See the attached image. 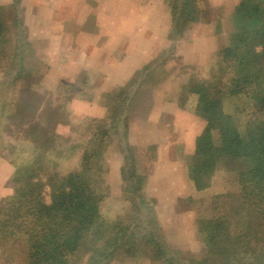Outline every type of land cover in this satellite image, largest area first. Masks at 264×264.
Here are the masks:
<instances>
[{
  "label": "trees",
  "instance_id": "16d2710c",
  "mask_svg": "<svg viewBox=\"0 0 264 264\" xmlns=\"http://www.w3.org/2000/svg\"><path fill=\"white\" fill-rule=\"evenodd\" d=\"M187 8L188 4L184 2L180 10L175 8L183 21L188 15ZM2 12L0 4V63L9 64L16 58L18 65V60L23 57L18 46L14 49L13 43L5 39ZM230 19L234 31L229 38L230 44L215 54L210 66L212 73L226 74L227 85L220 89L218 79L215 84L189 81L183 87L186 94L196 96L195 113L203 121L186 171L194 189L202 191L211 185L220 163L231 168L238 164L240 192H228L225 196L233 200V205L236 203L234 208L240 206L245 213L237 221L242 225L238 231H233L231 217L225 214L199 219L197 234L204 241L206 251L201 258L190 260L188 264H264V0H242ZM225 93L229 105L232 104L233 111L229 113L224 108ZM111 97L108 95L107 99ZM122 111V106L113 110L110 117L113 121L110 122L115 126L118 123L124 130ZM29 113L33 114L32 111ZM52 128L47 122L41 124L42 133L50 131L52 135ZM115 133L105 127L104 137L100 134L97 146L83 151L80 168L76 170L65 174L50 172L44 167L42 154L17 169L15 180L21 182L20 186H16L15 194L0 199V238L25 237V264H81L83 249L88 255L82 264H100V260H95L96 255L98 258L103 254L111 255L119 248L113 247V242L104 251L94 245L105 232L120 226L101 220L99 205L105 194L97 190V184L105 181L102 155ZM122 136H125L123 132ZM47 140L51 141V138L46 137L44 142L48 143ZM125 147L126 150L120 149L124 160L120 168L122 184L124 180L131 181L135 171L142 166L137 149ZM124 167H131V175H124ZM144 176L145 173L141 177L135 176L139 180L136 182L137 192H140L137 198L142 202L135 207L140 216L147 206L145 199L153 201L142 191ZM183 199L193 200L191 197ZM146 230L143 236L156 244L152 230ZM152 244L148 248L152 249ZM165 252L161 245V256ZM177 264L183 263L178 260Z\"/></svg>",
  "mask_w": 264,
  "mask_h": 264
},
{
  "label": "rangeland",
  "instance_id": "374dc122",
  "mask_svg": "<svg viewBox=\"0 0 264 264\" xmlns=\"http://www.w3.org/2000/svg\"><path fill=\"white\" fill-rule=\"evenodd\" d=\"M169 1L179 10L183 2L187 4L190 2L187 8L188 16L195 12L199 20L214 19V26L210 29V32L214 31L215 36L213 39L215 45L213 47L215 50L214 55L209 59L204 55H199L197 60H194V62L192 60V62L193 64H199V61H201V63H205L204 66L202 64L201 67L186 68L184 70L185 65L183 63L185 60L182 59L181 62L180 58L172 53L168 56L169 59L166 64L175 66L174 70L168 72L156 66L150 70L149 74L137 75V81L146 80L145 85H140L141 87L135 90H124L121 93L120 91L123 88L120 89L109 101L107 99L108 103L105 104V107L103 102L99 104L107 110V118L102 119L103 114H101L98 117L95 116L94 119L91 116H87V118L78 117L77 114L81 104L68 102V99L74 96L75 98L93 96L94 92L84 93L83 87H78L79 84L83 85L86 80L79 79V77L73 80L69 79V86H61L59 76L49 74L43 67L44 61L42 62L41 58L37 59L31 54L29 43L25 39L23 23L20 22L22 8L19 0H0L3 7L2 21L6 28L5 39L13 43L14 49L15 46H18L20 56L23 57L22 60H18V65L16 58H13L14 62L12 61L9 64L2 62V65L0 63V199L16 193V186L21 184V182L15 180L17 169L28 161L41 156V154L44 167L50 172L58 171L65 174L71 170H76L80 165L83 151L89 147L92 148L93 145L97 146L96 142H98L100 134L103 136L105 127L112 129V132H116L111 137L113 143H109L107 147L112 145L113 149H117L116 144H118V148L124 147L126 150L125 146L132 144L139 151L138 154L141 156L142 161V166L139 167L140 170L135 171L134 175L141 177L144 173L148 174L153 162V151L148 150V146L139 149L134 144L135 142L140 143V138L143 141L146 137L144 133L150 134L151 128L155 132L154 120L152 119L149 123L150 129L148 126H142L144 129L142 134L138 135L135 128L141 126L143 120L140 117L146 118L143 115L147 113V107L150 105L146 100L149 99L151 91L160 88L162 81L163 83L208 81L215 84L219 79L220 89L227 85L226 74H222V72L212 73L210 66L215 54H218L221 48L230 44L229 38L234 32L230 19L231 13L224 17L221 15L223 8L228 9L229 7L213 6L208 0ZM241 1L234 0L232 2L230 6L232 12ZM218 17L221 19L217 22ZM182 21V17L177 18L174 24L176 29L180 27ZM41 45H43L42 42ZM39 48L44 50L41 46ZM170 57H172L171 60ZM176 66L178 69H176ZM15 74H19L17 75L19 77ZM45 78H49L51 83L45 82ZM174 88H176V91L171 88L173 90L171 93L182 94L184 91L179 85ZM131 92H133L132 95H129ZM183 94H185V91ZM128 96H132L128 120L132 124V129L130 134L131 143L127 142L125 145L122 143L125 138V136H122L123 128L118 123L116 126L113 125L114 123L110 122L113 121L110 120V117L113 110H118L120 106L126 105L125 100L129 99ZM226 96L225 93L223 95L224 108L229 113L233 109L232 104L229 105ZM123 98H125L124 102L122 101ZM103 100L105 101L104 98ZM121 101L123 104H121ZM29 111H32L33 114L31 115ZM244 112H247V109ZM26 121L27 123H25ZM62 121L63 123H61ZM44 122L53 126L52 135H50V131L42 133L44 130L41 129V124ZM143 123L145 122L143 121ZM153 134L151 133L150 136H153ZM46 137H50L51 141L44 142ZM68 147H72L70 151L66 150ZM105 154L106 150L102 155V162H106L103 167L105 181H100V184H97L98 192L105 194L100 202L99 212L103 222L119 223L120 226L115 230L105 232L102 237L100 236L98 243H94L96 248H103V251L111 242H113V247H119L114 249L111 255L103 254L99 258L96 255L95 260L97 262L100 260V264H177L178 260L183 264H188L190 260L201 258L206 251L204 241L197 234L199 219L208 218L213 214H225L226 217H231L230 223L233 231L242 228V225L237 221H240L245 213L243 208L240 206L234 208L236 203L233 205L231 203L233 200L225 196L228 192H240L238 164L231 168L226 163H220L212 177L211 185L193 195L195 197H191L193 199L191 201L190 199L180 198L173 206L164 205L159 209L155 206V202L145 199L144 203H147V206H145V212L143 211L144 214L141 213L140 216L138 215L139 209L135 207L140 206V203H142L137 198V194L139 195L140 192H137L136 187L138 184L136 182L139 180L134 176L131 181L124 180L125 182L122 184L120 179L119 188L113 186L111 191L109 185L115 182H113L112 177H107V172L110 171L111 167L108 165L109 160L105 159ZM180 154L182 152L177 151V157ZM191 157L193 158V153L188 156L187 165L192 160ZM107 158L112 160V156H107ZM126 166H130V164ZM127 167H124L125 176L131 175V167ZM175 174L173 173V175ZM33 179L35 182L37 181L35 176ZM143 188L144 185H142V191ZM44 192L48 193V189H45ZM236 210L238 213L234 214L233 212ZM146 229L152 230L156 244L154 241L152 244L143 236V233L147 232ZM150 244H152L154 251L150 249L151 247L148 248ZM161 245L166 250L164 256H161ZM156 251L157 254L154 253ZM81 252H83L81 253L82 261L80 260L82 264L88 253L85 249ZM26 255L27 245L25 237L22 235L0 238V264H25Z\"/></svg>",
  "mask_w": 264,
  "mask_h": 264
},
{
  "label": "crops",
  "instance_id": "0c3cea01",
  "mask_svg": "<svg viewBox=\"0 0 264 264\" xmlns=\"http://www.w3.org/2000/svg\"><path fill=\"white\" fill-rule=\"evenodd\" d=\"M208 1L213 6L229 7L223 8V17L232 13L230 6L234 0ZM19 3L22 8L20 22L31 54L44 61L43 67L49 74L59 76L61 86H69V79L79 77L86 81L78 87L82 86L84 93L94 92L93 96L68 99L69 103L81 104L77 114L81 118L91 116L95 119L101 114L102 119L107 118L104 108L108 103L107 96H113L122 88L120 93L145 85L146 80L137 81V75L149 74L156 66L171 72L175 66L166 62L172 53L181 62L185 60L184 70L204 66L201 61L193 64L199 55L208 59L214 55L215 36L214 31L210 32L214 19L199 20L194 12L182 21L181 28L176 29L174 24L181 13L176 12V6L169 0H19ZM44 80L51 83L49 78ZM187 83L162 81L160 88L152 90L146 100L150 104L143 115L146 118L140 117L145 123L142 121L141 126L138 125L140 128L135 127L140 135L144 130L142 126L150 129L149 123L154 120L155 132L152 128L149 132L154 133L153 136L144 133V140L140 138V143L134 145L139 149L148 146V150L153 151V162L150 172L144 176L143 191L159 209L164 205L173 206L180 198H194L193 195L200 192L194 189L186 171L187 158L193 153L195 138L203 128V121L194 109L196 96L183 94L184 91L182 94L171 93L176 91L174 87L179 85L182 89ZM131 99L132 96L122 99L126 104L122 107L121 122L125 145L131 143L132 124L128 122ZM102 102L104 107L99 105ZM113 148L108 146L105 154L111 167L107 177H112L115 182L109 185L111 191L113 186H120V168L124 161L122 147L118 148L116 144L117 149ZM179 150L182 154L177 157ZM107 156H112V160Z\"/></svg>",
  "mask_w": 264,
  "mask_h": 264
}]
</instances>
